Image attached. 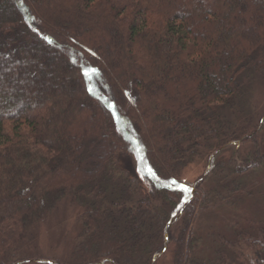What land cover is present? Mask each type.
Listing matches in <instances>:
<instances>
[{
	"label": "trees",
	"instance_id": "16d2710c",
	"mask_svg": "<svg viewBox=\"0 0 264 264\" xmlns=\"http://www.w3.org/2000/svg\"><path fill=\"white\" fill-rule=\"evenodd\" d=\"M256 78L264 0H0V264H154L171 241L173 264H264V229L235 231L211 261L193 232L216 158L264 126L224 115ZM63 200L84 204L70 262L18 258Z\"/></svg>",
	"mask_w": 264,
	"mask_h": 264
},
{
	"label": "rangeland",
	"instance_id": "374dc122",
	"mask_svg": "<svg viewBox=\"0 0 264 264\" xmlns=\"http://www.w3.org/2000/svg\"><path fill=\"white\" fill-rule=\"evenodd\" d=\"M250 88V93H245L238 100V110H224V115L233 126L240 125L242 119L247 118L248 133L264 114V79H254ZM253 145L234 144L216 158L218 171L204 183L210 207L203 206L204 211L196 215L193 224L197 238L194 244L196 258L211 261L219 255V251L232 255L230 249L222 247L223 240L234 241L237 230L254 233L256 229H264V126L257 134L256 148ZM254 152L263 155L260 165L241 174L235 173L245 160H252ZM206 168L207 159L202 155L181 172L174 186L182 184L194 191V184L205 174ZM83 210L84 204L80 202L61 201L45 220L30 224L27 239L18 247V258H49L69 263L71 253L79 242L80 214ZM176 248L175 242L171 241L154 264H173Z\"/></svg>",
	"mask_w": 264,
	"mask_h": 264
},
{
	"label": "snow or ice",
	"instance_id": "6c2138e0",
	"mask_svg": "<svg viewBox=\"0 0 264 264\" xmlns=\"http://www.w3.org/2000/svg\"><path fill=\"white\" fill-rule=\"evenodd\" d=\"M44 39H45V40H48L47 37H44ZM48 42L51 43L50 40H49ZM95 71H96L95 69H87V70L84 71V75H85V76H88V75H89V72H93V73H94ZM151 171H152V170L149 169V172H151ZM153 175L155 176L154 173H153ZM177 183H178L177 180H175V179H172V180H171V184L175 185V184H177ZM178 190L181 191V192H184V191H186L187 189L181 184Z\"/></svg>",
	"mask_w": 264,
	"mask_h": 264
},
{
	"label": "water",
	"instance_id": "95a60500",
	"mask_svg": "<svg viewBox=\"0 0 264 264\" xmlns=\"http://www.w3.org/2000/svg\"><path fill=\"white\" fill-rule=\"evenodd\" d=\"M165 238H167V236L165 235ZM159 257V255H154L153 256V260L152 261H155L157 258Z\"/></svg>",
	"mask_w": 264,
	"mask_h": 264
}]
</instances>
